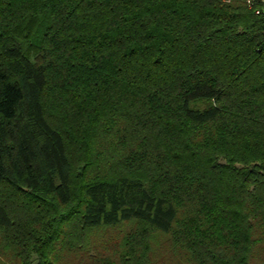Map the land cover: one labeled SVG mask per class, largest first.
<instances>
[{
	"label": "trees",
	"instance_id": "trees-1",
	"mask_svg": "<svg viewBox=\"0 0 264 264\" xmlns=\"http://www.w3.org/2000/svg\"><path fill=\"white\" fill-rule=\"evenodd\" d=\"M263 10L0 0V264H264Z\"/></svg>",
	"mask_w": 264,
	"mask_h": 264
},
{
	"label": "rangeland",
	"instance_id": "rangeland-1",
	"mask_svg": "<svg viewBox=\"0 0 264 264\" xmlns=\"http://www.w3.org/2000/svg\"><path fill=\"white\" fill-rule=\"evenodd\" d=\"M263 2H264V0H262ZM130 228V226L129 225H119V226H117V227H112V228H110L109 230H107V231H103L101 234H103V236H102V238H103V240H106L107 242H106V244H109V245H111V244H113V242H115L116 240H119L120 239V237H122L123 236V233H124V231H125V229H129ZM100 234V235H101ZM99 236V235H98ZM114 245V244H113ZM107 253V251H102L101 253L103 254V253ZM111 255L113 254L114 255V253L112 252V253H110ZM112 255V256H113ZM115 259H117V257L116 256H113Z\"/></svg>",
	"mask_w": 264,
	"mask_h": 264
},
{
	"label": "built area",
	"instance_id": "built-area-1",
	"mask_svg": "<svg viewBox=\"0 0 264 264\" xmlns=\"http://www.w3.org/2000/svg\"><path fill=\"white\" fill-rule=\"evenodd\" d=\"M256 12H257V13H259V12H260V10H256ZM263 12H264V10H263Z\"/></svg>",
	"mask_w": 264,
	"mask_h": 264
}]
</instances>
